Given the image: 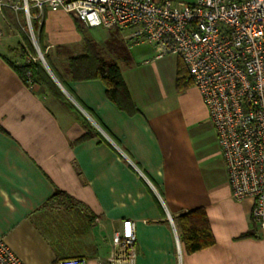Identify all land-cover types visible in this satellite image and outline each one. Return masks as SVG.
<instances>
[{
    "label": "crops",
    "instance_id": "obj_1",
    "mask_svg": "<svg viewBox=\"0 0 264 264\" xmlns=\"http://www.w3.org/2000/svg\"><path fill=\"white\" fill-rule=\"evenodd\" d=\"M4 1L0 234L23 263L84 257L103 264L113 255L114 230L132 219L137 264H264V236L251 219L253 200L231 195L202 95L193 83L177 89L180 56L156 58L153 46L130 45L127 33L120 50L106 52L101 27L86 28L63 9H39L33 0L44 25L38 43L66 87L47 60L46 68L74 110L43 84L34 81L30 88L13 67L34 56L12 10L19 0ZM87 41L119 65L135 110L109 99L102 80L73 79L69 59L84 55ZM198 208L205 210L216 241L190 253L177 218Z\"/></svg>",
    "mask_w": 264,
    "mask_h": 264
},
{
    "label": "built area",
    "instance_id": "obj_2",
    "mask_svg": "<svg viewBox=\"0 0 264 264\" xmlns=\"http://www.w3.org/2000/svg\"><path fill=\"white\" fill-rule=\"evenodd\" d=\"M34 1L39 9H63L86 28L126 30L130 45L148 43L156 58L182 57L216 129L231 195L253 200L252 223L264 236V0ZM5 6L0 0V13ZM11 6L19 9L18 3ZM25 12L29 17L27 0ZM31 34L36 44L32 29ZM23 76L33 88L31 71ZM112 246L113 255L103 264H137L134 220L125 219L114 230ZM0 264H24L1 234ZM58 264L89 261L70 257Z\"/></svg>",
    "mask_w": 264,
    "mask_h": 264
},
{
    "label": "trees",
    "instance_id": "obj_3",
    "mask_svg": "<svg viewBox=\"0 0 264 264\" xmlns=\"http://www.w3.org/2000/svg\"><path fill=\"white\" fill-rule=\"evenodd\" d=\"M43 34L44 25L41 23L38 41L42 38ZM23 36L28 42L25 33ZM40 47L44 52V48L41 44ZM86 49L87 52L84 55L71 57L69 59L68 70L73 79H100L105 84L106 94L109 99H111L125 111L131 112L135 110L131 93L127 83L123 78L119 65L115 61L104 59L95 49V47H93V45L88 41ZM45 58L50 67L53 69L57 78L65 86L62 79L58 76L57 72L48 61L47 56H45ZM180 58L181 61L178 65L177 89L179 91H183L187 86L192 84V79L189 75L187 65L181 56ZM13 67L21 74H23L25 71H31L33 80L36 83L45 85L55 97L67 102L72 109H76L63 93L62 89L54 80L52 75L49 73L46 66L40 60L30 61L22 68L16 67L14 65ZM57 195H60V193L55 194V196ZM177 219L181 228V240L188 252L193 253L210 247L215 243L216 239L204 209L198 208L188 213H184Z\"/></svg>",
    "mask_w": 264,
    "mask_h": 264
},
{
    "label": "rangeland",
    "instance_id": "obj_4",
    "mask_svg": "<svg viewBox=\"0 0 264 264\" xmlns=\"http://www.w3.org/2000/svg\"><path fill=\"white\" fill-rule=\"evenodd\" d=\"M178 1H182V2H188V3H193L196 0H178ZM32 1L31 0H27V4H28V10H29V17L27 16L26 12H25V0H19L18 1V5H19V9L16 11L17 12V19H18V24H19V29L21 31V23L24 27V31H25V36L28 40V45L27 48L30 52V54H32L36 60H40L43 64V60L40 57V54H43L44 59H45V55L44 52L40 49L39 43H38V34H39V28H40V17H36L35 16V12H34V8L32 7ZM4 10V8H3ZM0 19H3V15L2 13H0ZM31 29L34 32V35L36 37V44H34V40H33V36L31 34ZM99 36L103 37L102 39H104L105 41V46L103 47V50H120L122 48V46L124 45V43H126V40L123 39V35L126 34L128 31L126 30H120L118 28H112V29H108V28H104L101 27L99 28ZM107 52V51H106ZM63 54H69L70 56L73 54L71 51H63ZM36 60H31V61H36ZM45 63H46V59H45ZM48 66V65H47Z\"/></svg>",
    "mask_w": 264,
    "mask_h": 264
},
{
    "label": "water",
    "instance_id": "obj_5",
    "mask_svg": "<svg viewBox=\"0 0 264 264\" xmlns=\"http://www.w3.org/2000/svg\"><path fill=\"white\" fill-rule=\"evenodd\" d=\"M40 57H41V59L43 60V62H44V65L48 68V66H47V64L45 63V59H44V56H43V54H40Z\"/></svg>",
    "mask_w": 264,
    "mask_h": 264
}]
</instances>
